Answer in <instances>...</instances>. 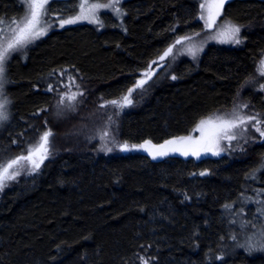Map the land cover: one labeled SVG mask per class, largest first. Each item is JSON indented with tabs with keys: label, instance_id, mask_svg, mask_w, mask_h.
Listing matches in <instances>:
<instances>
[{
	"label": "trees",
	"instance_id": "1",
	"mask_svg": "<svg viewBox=\"0 0 264 264\" xmlns=\"http://www.w3.org/2000/svg\"><path fill=\"white\" fill-rule=\"evenodd\" d=\"M125 4V30L112 26L98 31L89 25L56 29L28 50L27 62L12 57V110L9 123L0 130V163L26 155L46 123L52 124L53 76L66 68L77 73L88 98L77 110L86 117L83 123L103 130L109 122L118 150L131 145L124 137H148L158 145L186 135L194 122L229 110L242 92L244 98L250 96L252 107L264 105L261 94L250 95L252 86L243 91L247 81L255 79L264 49V2L231 0L224 6L223 19L240 27L242 47L210 45L199 65L183 60L162 81H151L138 103L102 108L121 100L136 71L146 69L158 50L201 31L195 19L198 0ZM78 9V0H54L47 14L71 16ZM23 15L19 0H0V21ZM71 123L56 121L54 126L61 146L57 153H65L64 159L50 164L43 177L21 175L16 188L23 193L0 197V264H152L142 254L150 247L146 243L163 249V264H174L171 259L190 264L196 233L201 234L198 264L222 262L235 232L225 209L242 203L240 195L264 154V143L253 144L245 159L234 163L226 162L229 158L223 163L207 160L209 165L201 169L190 159V169L178 157L169 163L142 152L104 157L79 135L71 137L78 146L71 139L67 143L64 135L82 124ZM260 184L264 186V175ZM241 264H264V259L246 258Z\"/></svg>",
	"mask_w": 264,
	"mask_h": 264
},
{
	"label": "rangeland",
	"instance_id": "2",
	"mask_svg": "<svg viewBox=\"0 0 264 264\" xmlns=\"http://www.w3.org/2000/svg\"><path fill=\"white\" fill-rule=\"evenodd\" d=\"M19 1L24 8L23 17H21L20 19H14L6 22L0 21V50H3L7 47V44L13 39L14 33L17 29V23L22 21L23 18L28 14L29 0ZM51 1L54 0H48L46 9ZM128 1L129 0H78L79 9L74 15L71 16H49L46 10V14L42 17L40 25L45 29V34L35 39H32L23 45H17L15 48L10 49L7 53L6 59L0 61V66L3 67V71L0 72V105H2V107H0V113H3L7 116V119L0 120V130L3 129L9 123V120L11 118L12 105L11 100L8 97V89L10 88V82L8 77V63L12 59V57L15 55L21 56V59L27 62V55H30V53H27L28 50L40 40L44 39L51 31L56 29L61 30L65 28H73L79 25H89L97 29L98 31H103L105 27L112 26H118L117 28L119 30H125V19L127 17V7L125 3ZM229 1L231 0H223V6L219 9L218 14H215L216 10H211L212 14L214 15L213 22L210 18V10L207 5L218 2V0H198L199 6L196 10L195 19H197L198 23L196 27H198V29L201 31L197 33L189 32L184 36L176 38L171 44L169 42L166 47H163L164 49L161 48L156 52L157 57L150 62L146 69L140 70L138 72L136 71V74L133 77V85L131 87L135 90L131 93L130 98L132 103L130 105L139 102V98L143 95V93H145L146 87L151 81L157 79L158 77V81H162L167 74H172V72H174L175 68L179 65L181 61L190 60L196 65H199L201 57L205 54L204 52L208 46L214 45L215 49L240 48L243 46L244 40L242 38L241 30L235 36L230 35L229 29L238 26L228 20L223 19L224 6ZM255 1L264 2V0ZM81 3L85 4V11H87L88 5H101V7L95 10V19L89 17L87 19L77 20L75 23L64 24L63 26H61V20L72 19L75 16L81 14ZM108 5H111V7H108ZM201 5H205V7H201ZM45 21L47 23H45ZM238 28L240 29V27ZM178 40H180L181 43H177ZM237 40L239 41V43L236 42ZM169 48H172V52L169 55H165V52ZM259 55L260 61L257 65V75L255 79L247 81V84L244 86L243 91L249 89L252 86V91L249 92L250 95H252L253 93H261L262 101L264 102V74H262L264 73V64H262V62H264V49L260 51ZM161 57H163V59H161ZM145 73L148 74V77L145 76ZM53 79L55 80L56 84L55 90L53 89V93H55L56 103H54L55 105L53 107V112L51 111V118L53 120L52 124H50V126L46 123L45 129L39 133L37 137L38 140L35 145L28 149L29 152L30 149L37 146L41 136L45 132L50 131L51 135L49 137V142L47 145L48 152L45 158L40 163L39 168H34L32 164L27 161H21L20 164L16 165L13 169H10V172H16L18 174L15 176L14 179H8L3 182V186L0 187V197L2 196V198H6L9 193H23L18 191L19 187L16 188L18 182L20 181L19 178L21 177V175L22 177L23 175L26 177L28 175L30 176L31 174H40V177H43L44 170H46V168H48L50 164H56L58 161L64 159L65 156L63 155L65 153H57L59 152L58 149L61 146L58 145L57 132L54 129L56 121L61 124L68 125L72 124L71 121L77 123L82 122V124L78 125L76 129H69L70 132H67L64 135L63 140L67 141V143H70L71 139V141L74 142L73 144L75 146H78L76 145V139L71 137L79 135V139H87L89 144L90 142L94 143L96 149L100 150L104 157H111L120 153L123 154L121 158H125L126 154L141 152L142 149L140 147H133V145L139 146L140 143L144 144L146 141L149 140L148 137H144L140 140H129L124 137V140L130 142L131 145H127V150H123V148L118 150L119 145L112 138V135H114V129L113 127H110L109 122L108 124L111 129L107 127L103 130H101V125L98 127V125L90 126L89 124L83 123V121H87L85 119L86 117L82 113L80 115L77 110L79 107H81L82 102L87 101L86 99L88 98L86 97V93L84 89H82L81 84L79 83L77 73L74 72L72 69L66 68L62 71L57 72L56 75L53 76ZM142 79H146L147 82L143 85V87L136 88L135 85L137 81H140ZM127 94L128 92H126L125 95ZM73 95H75L76 97L74 100L70 99V97ZM244 97L245 93H240L235 103L229 110L224 112L220 111L219 113H216L212 116L203 119H210L213 122H218V119L234 120L237 117L242 118L244 120V123H240L239 120H237L238 126L229 130V135L234 136L233 139L221 137L216 142L212 151H201L198 156L192 155L191 153H189L188 155H183L180 152L169 151L166 155L156 156V158H153V155L151 153L156 149L149 148L148 153L150 154V157L153 160L160 161L168 159L166 161L168 163L170 160L177 159L175 157H178L180 158L179 160H181L184 164L188 163L190 169L193 167V163L191 162L192 160L198 162L200 161L199 168L203 169L206 168L207 165H209V162H207V160H219V162L223 163V161H221L223 158H229L230 161H240L245 159V155L253 147L251 145L264 141V135H261V133L264 132V105L261 108H258L256 105L252 107L250 96L249 99H246ZM107 98L110 99L112 98V96H107ZM110 106H112V104L109 106L104 105L101 107L109 108ZM129 117L130 115L124 118V124L126 121H128ZM200 122L201 120L194 122L192 130L185 136L181 137L191 136L193 140L199 139L201 137V133L199 131H196V128L200 124ZM66 128L67 131L70 127ZM257 129H259V131ZM160 144H164V142L159 143L158 145ZM67 145L69 144H66V146ZM214 152L217 154H213ZM27 155L28 153L26 155L21 156ZM16 158H13L12 160ZM11 161L0 163V166H4ZM92 161L94 163L100 162L94 160ZM203 161H206L205 164H201ZM102 164L104 163L102 162ZM262 165H264V158L260 159L259 167H257L258 170H264V167H262ZM255 173L256 171H254V175ZM241 199L242 203H236V205L230 204V207L232 209H225V215L228 218L230 225L235 228V232L231 234V239L229 241V249L225 252L224 259L218 264H241V261L245 260L246 258L253 260L262 257L264 259V193L262 194L260 192L254 191L252 194L248 193V195H246V200L245 197ZM242 204L244 206H241ZM238 206L239 208H236ZM235 225H237L238 227ZM198 236L200 237L201 234H195L192 244V252L195 257L198 256L200 251H202L201 246L200 244H198L199 242L197 241ZM144 246H150L147 247V249H145L142 254L147 255L152 264H163V249L158 246V244L153 245L150 243H146ZM141 248L143 247L141 246ZM210 248L211 247H209L208 249ZM207 250L205 251L207 252ZM195 257L190 258V264H198V260L195 259ZM171 260L174 264H177L176 262H174L175 260ZM182 263L189 264L183 261Z\"/></svg>",
	"mask_w": 264,
	"mask_h": 264
},
{
	"label": "snow or ice",
	"instance_id": "3",
	"mask_svg": "<svg viewBox=\"0 0 264 264\" xmlns=\"http://www.w3.org/2000/svg\"><path fill=\"white\" fill-rule=\"evenodd\" d=\"M48 0H29L28 2V14L23 18L22 21L17 23V29L14 33L13 39L7 44V47L3 50H0V61H3L7 57V53L10 49L15 48L17 45H23L29 42L32 39H35L41 35L45 34V29L41 27L42 17L46 14V5ZM223 6V0H218V2L208 4L207 7L210 10V18L214 22V15L211 10H216L215 14H218L219 9ZM101 7L99 4H91L87 6V11H85V4L81 3L80 9L81 14L75 16L72 19H64L60 21V25L75 23L80 19H87L91 17L95 19V10ZM111 7V5H108ZM201 7H205V5H201ZM15 23V22H14ZM45 23H47L45 21ZM210 26V25H209ZM240 29L238 27H232L229 29V34L235 36L239 33ZM239 43V41H236ZM177 43H181L180 40ZM191 51V49H190ZM172 52V48H169L165 55H169ZM163 59V57H161ZM264 64V62H262ZM3 71V67L0 66V72ZM264 74V73H262ZM145 76L148 77V74L145 73ZM175 79V77H173ZM146 79H142L137 81L135 87L140 88L146 83ZM134 88L128 89V94L124 95L120 101L112 100L110 103L117 107H124L127 104H131V93L134 91ZM82 95V93H81ZM75 95L71 96L70 99H75ZM2 107V105H0ZM7 119V116L3 113H0V120ZM252 119V118H249ZM237 120L240 123H244V120L240 117H237L234 120H224L218 119V122H213L212 120H201L200 124L197 126L196 131L201 133V137L197 140H193L191 136L187 137H179L172 140H167L164 144L160 145H152L150 141H146L144 144L133 147H140L148 150L149 148L156 149L151 154L153 158L156 156L166 155L169 151L180 152L183 155H188L191 153L192 155L198 156L201 151H212L216 142L221 138L233 139L234 136L229 135V130L237 127ZM259 131V129H257ZM51 132H45L38 143L37 146L30 149L27 156H20L11 162L7 163L4 166H0V187L3 186V182L8 179H14L18 174L16 172H10V169H13L16 165L20 164L21 161H27L32 164L34 168H39L40 163L45 158L48 152V142ZM264 135V132L261 133ZM128 146L124 145L123 150H127ZM217 154V153H213ZM264 167V165H262ZM203 175V173H201Z\"/></svg>",
	"mask_w": 264,
	"mask_h": 264
},
{
	"label": "flooded vegetation",
	"instance_id": "4",
	"mask_svg": "<svg viewBox=\"0 0 264 264\" xmlns=\"http://www.w3.org/2000/svg\"><path fill=\"white\" fill-rule=\"evenodd\" d=\"M261 94V93H260ZM261 98H262V95H261ZM207 117H209V116H206V117H204V118H202V119H200V120H203V119H205V118H207ZM200 120H198V121H200ZM183 136H185V135H183ZM181 137V136H180ZM264 143V141L263 142H261V143H258V144H256V145H261V144H263ZM152 144V143H151ZM152 145H155V144H152ZM255 145V146H256ZM253 147H254V145H253ZM252 147V148H253ZM142 149V153H144V154H147V155H149L150 156V154L148 153V150H145L144 148H141ZM262 158H264V154H262L260 157H259V159L256 161V164L254 165V167L255 168H252L253 169V173H252V176H250V182L248 183L247 182V184H246V187H247V189H249V190H245L244 191V193L243 194H241L240 195V197L241 198H243V197H245V200H246V195H248V193H253L254 191H257V192H260V193H264V186L263 185H261L260 184V181H261V177L264 175V170H258V168L257 167H259V162H260V159H262ZM152 159V158H151ZM223 159H225V158H223ZM226 160V159H225ZM194 162H196V163H199L198 161H195V160H193ZM226 162H229V163H234V162H237L236 160L235 161H229L228 159L226 160ZM256 168H257V170H256ZM254 171H256V173H255V175H254ZM257 171H259V172H257ZM207 175V174H206ZM236 198H238V195L235 197V199ZM240 198V200H242Z\"/></svg>",
	"mask_w": 264,
	"mask_h": 264
}]
</instances>
